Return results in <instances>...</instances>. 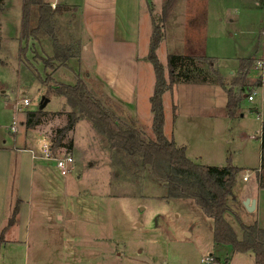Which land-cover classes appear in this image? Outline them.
<instances>
[{"label": "rangeland", "instance_id": "obj_1", "mask_svg": "<svg viewBox=\"0 0 264 264\" xmlns=\"http://www.w3.org/2000/svg\"><path fill=\"white\" fill-rule=\"evenodd\" d=\"M3 1L0 0V7H4ZM252 1L210 0L205 53L219 64L222 74L227 77L223 78L226 88L231 86L237 75L233 71L238 68L240 58H252L254 54L261 56L262 53L264 10L253 8ZM5 2V12L0 13V84L7 99L12 104L29 99L30 105L22 112L43 108L65 111L66 108L60 107L65 98L49 91V87L37 77L44 78L51 73L44 60L53 55L52 42L41 41L23 57L20 52L24 46L21 39L23 0ZM147 3V12L157 17L161 12L159 4L154 0H147ZM154 3L157 8L152 5ZM237 11L250 18H233ZM64 16L58 19L57 33L62 42L69 45L80 39V53H76L77 58L71 59L67 66L52 74L50 85H75L79 78L87 80V74L94 68L90 65L92 57L83 51L85 38L81 33L80 20L76 22L77 28L70 30L66 23L72 20V16ZM145 19L148 21L147 16ZM230 19L234 22L230 23ZM258 21H262L261 24ZM139 26L140 73L134 114L141 131L154 139L153 114L149 104L156 85L155 71L148 60L151 38L143 33L145 24L142 18ZM170 27L172 24L168 22L165 30ZM164 42L171 43L165 37L157 55L168 76V56L184 54V51L166 47ZM178 42L188 55L202 56L199 55L203 54L202 39ZM209 64L210 61L205 60V64L191 68L189 74L181 73L189 75L191 81L206 77L209 84L219 86L214 75L217 67L210 68ZM199 66L203 68L200 70ZM255 66L251 79L264 68V64L263 67ZM96 85L91 84V90L97 97H102L103 91ZM253 88H247L246 95L253 94L255 101L244 98L237 116L231 119L226 113L225 90L205 86L201 82L174 87L172 93L163 95L166 137L172 139L175 134L178 143L187 147V156L201 165L225 167L231 164L241 169L257 166L259 158L250 156V152L261 149V127L256 121L257 113L253 112L261 100V90ZM43 99L50 100L45 107ZM112 108L117 115L127 116L120 107L112 105ZM62 115L65 114L58 115L55 123L40 130L51 139L55 137L57 128L66 122ZM23 117V113H17L15 118L21 121ZM83 119L74 132L78 143L76 150L62 152L75 158L76 170L66 177L57 169L54 171L56 181L61 185L60 198L55 201L61 202V208L56 210L57 213L49 201L46 207L49 209L42 215L34 214L23 243L2 245L0 264H207L202 261L205 258H212L216 264H255L252 252L238 253L229 245L216 244L213 220L205 216L194 200L168 199L167 188L153 177L150 167H142L134 160L111 152L107 139L90 120ZM99 136L105 142L99 141ZM244 173L248 172L237 177L236 200H231L232 212L226 216L238 239L243 238L242 224L258 223L264 228V200L262 209L257 211L249 212L244 206L243 199L248 189L257 183L253 172H250L251 180L244 181ZM65 179L68 188L64 190ZM8 238L13 240L11 234ZM0 240L3 241L4 237L1 236Z\"/></svg>", "mask_w": 264, "mask_h": 264}, {"label": "crops", "instance_id": "obj_2", "mask_svg": "<svg viewBox=\"0 0 264 264\" xmlns=\"http://www.w3.org/2000/svg\"><path fill=\"white\" fill-rule=\"evenodd\" d=\"M5 1L6 0L3 1L4 7L0 13L5 12ZM154 1L157 5L159 4L158 6L162 11L165 0ZM46 2L50 3L53 8L59 6L66 9L62 14L56 16V23L58 22V19L60 20V18H63L64 15L70 14L72 16V20H68L66 24L69 26L70 30H75L77 28L76 24L78 23V20H80L82 26L81 33L85 38L83 51L92 57L90 65L94 66V68H91L92 73L87 74L89 87L91 84L94 83L96 85L97 83L98 87H100L103 91L104 97L102 96L100 98L104 100L108 99L110 101L111 108L112 105H114L115 107L118 106L123 109L124 112L126 111L125 113L127 116L118 115L119 117H122L124 121L133 120L137 123L138 119L136 118L134 112L137 110L136 90L140 73L139 51L141 31L139 24L141 22V18L143 19V25L145 24V31H143V33L148 34L149 38H151L153 30V14L152 12H147V0H48ZM152 5L157 8L155 3ZM251 6L253 8L264 10V0H253L251 2ZM149 8L152 9L151 7ZM210 8V0H178L174 12L175 14L169 21L172 24V27L169 29L166 28L165 30V37L166 39L168 38L171 43L168 45L164 42L166 47L183 49L184 54L176 53L174 55L190 56L186 53V49L181 47L180 43H176V41H186L199 38L203 41V54L201 53L199 55L211 58L205 53V35ZM145 15L148 17V21L145 19ZM234 17L238 20L250 18L247 15L241 14L240 11L234 13L233 18ZM229 21L230 23L234 22L233 19H230ZM261 22L262 21H258V24H261ZM148 24L151 26L150 30L148 29ZM59 36L60 35L58 34V37ZM259 48L260 47H258L257 50ZM258 55L259 54H254L252 56V59L255 60V64H257L259 60L264 64V39L261 56ZM241 59L249 58H240L239 61ZM213 66L217 67L216 70L220 72L222 78L225 80L227 77L222 74L219 64L214 61ZM238 68L233 71V73L238 72ZM253 70L254 68L248 73V89L253 88L255 83L259 79L263 78L264 68L260 69L261 71L254 79H251L250 74ZM195 83L198 82L189 83L180 80L174 85V87H179L183 84L189 85ZM209 83L210 82L203 83V85L219 88L220 90L223 89L215 83ZM97 85L95 87H97ZM253 89L261 90V100L253 112L257 113L256 121L258 122V126L262 128V123L264 122V84L259 87L255 86ZM224 92L226 93V91ZM244 98H247L246 94L244 95ZM252 101H255V98ZM49 102L50 100L44 104L43 100L42 105L45 107ZM16 104L18 105V103ZM16 104H12L9 99H7L5 90L0 84V236L2 230L8 225L16 204L18 202L20 204V212L18 214L17 221L7 230L4 240H0V248L2 245L6 246L9 242L15 244L23 243V240L26 239L27 231L31 221L33 220L34 214L40 213V215H42L45 210L49 209L46 208L49 206V201H51V205L54 206V211L61 208V202L55 201L57 198H60L61 191V185L56 181L54 175V171L57 168L53 160L46 159L42 154V144L45 142L52 143V139L54 137L51 139L49 135L45 134V132H42L40 129L47 125L51 126L55 123V119L58 120L57 118L59 116L54 115L55 113L64 114L72 111L67 105L66 99L65 101H62V104L60 105L61 109L66 108L65 111H47L43 108L41 110L49 113L50 115L45 117L43 121L36 126V128L28 130L25 126L26 114L28 111L19 112L16 108ZM17 113L24 114L21 121H18L15 118ZM62 116L66 117V115ZM175 118L177 119V114ZM15 120L19 123L18 132L12 133L10 127ZM83 120L84 119H81L76 124L75 128ZM66 124L67 120L63 126H59L57 129L63 128ZM75 128L63 140V144H67L69 141H72L73 150H76L78 145L74 138ZM70 135L71 137H69ZM99 138V141L103 140L102 142H105L103 137L99 136ZM173 139L178 147H185L187 151L185 144L178 143L175 134H173ZM65 150V147H61L55 153H57L56 155H62V152ZM256 156L259 158L258 165L244 167L242 168V172H253L257 177V173H255V171L260 169L261 158L259 154L252 157ZM75 170L76 167L74 158L73 172ZM63 186L64 190L68 188L67 179H65ZM234 189L232 201L235 202L236 196L234 194ZM245 195L246 193H244V196ZM73 196H75V194H73ZM246 199L255 201V209L253 211H257L260 208L262 209L264 189L260 188L258 180L255 186L248 189V194L244 197L243 203H245ZM58 215L61 218V215ZM257 225L259 226L258 223ZM259 228L264 229L260 226ZM13 232L14 234H12ZM10 234L13 238L11 241L8 238Z\"/></svg>", "mask_w": 264, "mask_h": 264}, {"label": "trees", "instance_id": "obj_3", "mask_svg": "<svg viewBox=\"0 0 264 264\" xmlns=\"http://www.w3.org/2000/svg\"><path fill=\"white\" fill-rule=\"evenodd\" d=\"M177 2L178 0H165L161 13L157 17H152L153 30L148 60L155 71L156 85L150 98L154 134V139H151L141 131L135 121H124L119 117L111 108L108 99L97 97L86 79L79 78L75 85L49 84L53 81L52 74L58 68L67 66L71 59L77 58L81 41L78 40L74 45H69L63 43L58 37L56 16L66 9L59 6L53 8L45 0H23L21 39L24 46L20 52L24 57L30 48L34 50L41 41L52 42L53 55L44 60L45 67L50 69L51 73L46 74L44 78L39 75L37 77L43 85L49 87V91L64 97L72 110L64 113L67 124L57 130L52 139V149L57 152L59 148L65 147L71 152L73 142L63 144V140L81 119L87 118L107 139L111 152L134 160L142 167H150L153 177L167 188L168 199L194 200L205 216L213 220V239L216 244L229 245L238 253L252 252L255 255V264H264V229L259 228L257 224H242L243 238L238 239L226 218V215L232 212L230 202L233 189L242 169L231 164L225 167L198 164L187 156L185 147H178L174 139L167 138L164 133L163 95L172 92L174 85L180 80L208 83L210 80L208 81L206 77L191 81V77L187 74L196 65L205 64V60L210 61V67L214 64L213 59L207 57L171 54L168 56V76H166L157 50L165 37V27L173 16ZM2 9L3 7H0V11ZM254 66V59H241L237 75L229 89H226L220 72L214 69L219 86L227 93L226 111L229 118H235L243 104L244 95L249 87L248 73ZM198 68L201 70L202 66ZM262 84H264V77L259 79L255 86L259 87ZM61 114L63 113L54 115ZM48 115L50 114L43 110L28 111L25 120L26 128L28 130L36 128ZM257 180L260 188L264 189V122L261 128V166L260 171L257 172ZM19 212L18 202L8 225L1 232L2 237L16 223Z\"/></svg>", "mask_w": 264, "mask_h": 264}, {"label": "built area", "instance_id": "obj_4", "mask_svg": "<svg viewBox=\"0 0 264 264\" xmlns=\"http://www.w3.org/2000/svg\"><path fill=\"white\" fill-rule=\"evenodd\" d=\"M257 64H258V66L263 67V63L260 60L257 62ZM247 98H248V100L252 101L254 99V96H253V94H248ZM29 105H30L29 99L25 98L22 103H20L16 106V108L20 112L25 107H27ZM18 126H19L18 121H16V120L13 121V123L10 127L11 132L17 133L18 132ZM42 154L46 159L54 161L57 170L60 172V174L62 176L66 177L73 172L74 157L71 154L56 155L57 153H55L52 149V143H49V142H45L42 144ZM257 154H259L260 158H261V149L257 150V151L252 150L250 152V155H252V156L257 155ZM258 171H260V169L255 171V173H257ZM250 179H251L250 172H248L246 175L243 176L244 181H249ZM202 261L206 262L207 264H209V263L216 264L212 258H205Z\"/></svg>", "mask_w": 264, "mask_h": 264}, {"label": "water", "instance_id": "obj_5", "mask_svg": "<svg viewBox=\"0 0 264 264\" xmlns=\"http://www.w3.org/2000/svg\"><path fill=\"white\" fill-rule=\"evenodd\" d=\"M43 100H44V104L48 102V99H43ZM244 205L248 211H253L255 209V201H252L250 199L246 200Z\"/></svg>", "mask_w": 264, "mask_h": 264}]
</instances>
